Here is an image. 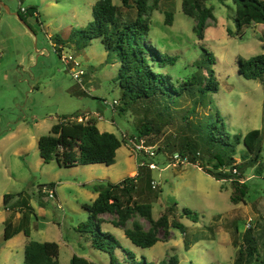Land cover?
<instances>
[{
	"label": "rangeland",
	"instance_id": "1",
	"mask_svg": "<svg viewBox=\"0 0 264 264\" xmlns=\"http://www.w3.org/2000/svg\"><path fill=\"white\" fill-rule=\"evenodd\" d=\"M98 1L0 0V264H24L25 248L30 242H56L61 264H70L75 255L97 264H111L109 254L92 246L99 226L86 206L97 198L96 188L136 176L142 162L153 163L157 169L143 170L136 200L152 206L154 220L176 205V215L185 231L171 229L166 240L161 231L162 241L144 249L128 240L123 229L112 225L116 217L102 216V230L122 245L115 252L120 262L129 264L127 260L132 259L140 263L144 259L148 264H160L175 256L179 264H235L234 224L241 233L264 227V168L260 176L254 174L255 169L247 168L243 174L235 173L232 181H217L199 164L173 161L169 150L156 153L152 159L138 157L130 140L122 144L112 166L61 168L56 161L46 163L41 158L39 140L65 117H89L101 132L114 133L122 140L134 135L139 120L146 116L137 108L121 116L104 105V100L112 102L121 96L116 84L120 65L117 59L108 62L100 40H93L84 51L64 49L63 55H72L81 64L84 75L80 82L74 79L72 65H66L55 52L53 42L57 37L67 40L73 31L84 30L95 20ZM114 3L119 5L120 1ZM182 3L158 0L151 14L150 42L172 59L167 70L175 80L184 79L206 49L214 55L213 69L220 83L218 93L203 96L211 103L206 104L207 116L216 119L219 113L232 135L262 130L264 88L238 73V60L263 53L264 24H252L238 36L236 6L209 0L206 6L214 8L215 19L208 20L201 40L195 32L196 22L183 14ZM32 9L37 10V17L31 15ZM169 13L173 16L171 26L167 24ZM185 113L194 119L191 108L183 106ZM173 132L174 127L169 126L165 136L147 145L156 152ZM243 147L238 148V160ZM151 181L156 182V190ZM233 181L249 186L244 202L231 201L235 194ZM49 186L55 199L41 192ZM6 195L12 196L7 203ZM184 209L197 215V222L183 216ZM24 215L30 221V236L23 232L6 241L4 222L12 218L19 224ZM83 223L91 225L88 233L79 232ZM141 223L150 228L145 219Z\"/></svg>",
	"mask_w": 264,
	"mask_h": 264
},
{
	"label": "trees",
	"instance_id": "2",
	"mask_svg": "<svg viewBox=\"0 0 264 264\" xmlns=\"http://www.w3.org/2000/svg\"><path fill=\"white\" fill-rule=\"evenodd\" d=\"M99 0L96 5L95 20L84 30L73 31L72 35L63 40L60 37L53 42L55 52L62 60L64 49L84 51L93 40H100L103 49L108 54V62L117 59L119 63L118 84L121 96L119 104L112 108L113 112L125 116L135 108L143 110L145 117L139 120L134 128V135L129 139H119L117 135L101 132L96 121L89 120L86 124L71 121L74 115L65 117L59 124L54 125L49 134L39 140L38 148L44 162L56 161L61 168L78 165H106L115 164L117 152L128 140H146L152 144L154 138L165 136L167 128L174 127V132L167 136L163 146L158 147L156 153L163 151L173 154V161H185L191 165H200L205 173L217 181H232L235 173L247 168L255 169V175H263V140L262 130H253L245 136L232 135L219 113L216 119L208 117L207 102L204 95L219 92L218 82L213 66L214 55L203 49L202 54L194 62V70L184 79H176L167 70L172 59H167L150 42L151 14L158 0ZM209 0H183V14L196 22L195 32L204 39L208 20L215 19L214 8L207 7ZM223 5L232 2L236 6V35L241 36L252 24H264V0H218ZM122 8L126 9L124 13ZM31 15L38 16L36 9ZM20 19L23 18L20 16ZM173 16L168 14L167 24L172 25ZM233 35V32H229ZM263 53L248 59L238 60V73L249 81H258L264 88V38ZM183 106L191 108L194 119L183 114ZM187 109V108H186ZM196 115V117H195ZM243 145L244 151L238 160V148ZM171 149H173L171 151ZM176 157L179 159L177 160ZM139 173L119 183H107L95 189L97 198L86 206L91 218L99 226L94 234L92 246L95 250L110 255L111 264H125L115 256L120 242L111 234L102 230L104 223L102 216L116 217L111 223L116 228L124 230L125 236L139 248H152L160 239V232L164 239H168L171 229L184 226L178 220V209L171 206L154 220L152 206L140 204L136 200V193L148 164L140 166ZM240 173L241 176H244ZM151 186L153 190L157 188ZM234 192L231 201L235 204L244 202L250 188L245 183L233 181ZM52 186V185H51ZM51 190V187H43ZM12 198L5 196V203ZM183 216L197 222V215L190 209H184ZM182 217V215H181ZM145 219L150 228L146 229L141 223ZM4 239L9 241L24 232L30 236V221L22 216L19 224L12 218L4 222ZM91 225L83 223L78 228L80 233H88ZM233 245L237 249L235 264H264V227L259 231L248 229L241 233L239 226L234 224ZM257 232V233H256ZM60 246L56 242H30L25 248L24 264H61L59 261ZM129 264H148L144 259ZM70 264H97L83 257L73 256ZM160 264H179L173 256Z\"/></svg>",
	"mask_w": 264,
	"mask_h": 264
},
{
	"label": "built area",
	"instance_id": "3",
	"mask_svg": "<svg viewBox=\"0 0 264 264\" xmlns=\"http://www.w3.org/2000/svg\"><path fill=\"white\" fill-rule=\"evenodd\" d=\"M62 61L68 66L72 65L71 70L75 72L74 79L76 81L80 82L81 77L84 75V72L81 69V64L79 62H77L76 59L72 55H68V56L63 55ZM118 104H119L118 100H114L112 102H108V101L104 100V105L110 106L111 108H113L114 106H117ZM70 120L77 122V123L86 124L91 119L89 117L79 116V117L70 118ZM131 142H133L134 152L136 153V155L138 157L142 156V157H147V158H151V159L156 157V152H155L154 147L146 145V140L140 139V140H136V142H134V140ZM176 159L178 160L179 158L176 157ZM181 163L184 164L186 162L182 161ZM145 164H147V163L142 162L140 164V166H144ZM149 167L152 170L157 169L156 165L153 163H149ZM153 187L156 188V182H153ZM43 192L46 195H48L50 199H55V197H56L55 193L50 189L44 188ZM248 227H250V225H248Z\"/></svg>",
	"mask_w": 264,
	"mask_h": 264
},
{
	"label": "water",
	"instance_id": "4",
	"mask_svg": "<svg viewBox=\"0 0 264 264\" xmlns=\"http://www.w3.org/2000/svg\"><path fill=\"white\" fill-rule=\"evenodd\" d=\"M18 16V15H17Z\"/></svg>",
	"mask_w": 264,
	"mask_h": 264
}]
</instances>
